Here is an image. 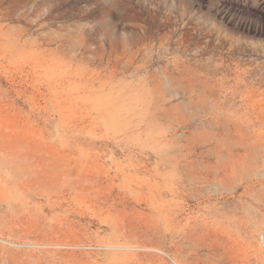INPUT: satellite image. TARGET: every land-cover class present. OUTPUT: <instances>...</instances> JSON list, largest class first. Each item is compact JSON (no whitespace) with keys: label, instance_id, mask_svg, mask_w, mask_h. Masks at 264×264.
<instances>
[{"label":"rangeland","instance_id":"1","mask_svg":"<svg viewBox=\"0 0 264 264\" xmlns=\"http://www.w3.org/2000/svg\"><path fill=\"white\" fill-rule=\"evenodd\" d=\"M0 264H264V0H0Z\"/></svg>","mask_w":264,"mask_h":264}]
</instances>
